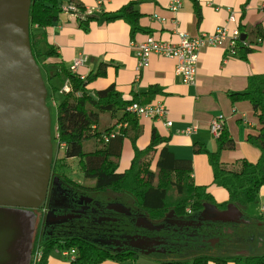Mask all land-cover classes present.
Segmentation results:
<instances>
[{
  "label": "trees",
  "instance_id": "obj_1",
  "mask_svg": "<svg viewBox=\"0 0 264 264\" xmlns=\"http://www.w3.org/2000/svg\"><path fill=\"white\" fill-rule=\"evenodd\" d=\"M136 0H131L115 11L95 14L89 12L80 0H67L61 5L58 0H32L29 7V41L33 57L40 67L47 88V97L56 106V121L54 139L57 154L52 157L51 171L62 177L76 188L108 191L118 196H124L128 202L148 217L159 221L168 208L185 209L192 207L199 210L203 203L211 202L222 207L235 204L241 211L250 202L256 200L261 186L264 185V72L248 77L247 85L242 91L230 92L232 101L246 100L252 107L258 123L257 133L247 135V141L260 151L259 158L249 161L240 159L238 167H228L221 162L219 154L222 150L233 149L235 142L228 134L223 123L216 136V149L207 152L212 168V182L226 189L227 200L216 202L208 185L195 183L191 176L192 160L176 157L165 144L166 137L153 128L149 143L140 148L136 144L140 132L138 116L128 110V106L137 102L146 104L164 90L158 84H151L146 90L134 93L130 98L118 90L113 83L102 88H88L97 77L104 76L106 68L100 63L95 71L84 75L72 73L59 58V49L47 41L46 27L59 20L65 11L75 15L79 26L88 30L91 21L106 22L123 19L129 24L130 33L140 30L138 19L141 15L134 6ZM264 9V7H263ZM240 27H242L240 25ZM254 38L239 39L232 55L246 59L264 37V32L256 28ZM109 113V122L99 128L100 115ZM128 129L133 131L129 137L133 156L127 168L118 170L117 159L121 155L124 139ZM114 133L111 135V132ZM93 140L86 148L85 142ZM200 147L195 145L194 151ZM156 155L155 169L148 167L146 157ZM75 159V160H73ZM75 161L83 175V181H75L68 177L67 161ZM88 181V182H87ZM263 219L264 216H258ZM55 239L45 237L42 231L34 236L31 254L39 245L41 258L36 264H45L51 248L57 243ZM66 246L76 250L74 259H68V264H99L105 259L123 261L130 253H112L87 242L68 239ZM264 264V253H248L246 251L233 253L229 256L197 255L192 259L173 260L160 264ZM31 264V261L30 263Z\"/></svg>",
  "mask_w": 264,
  "mask_h": 264
},
{
  "label": "crops",
  "instance_id": "obj_2",
  "mask_svg": "<svg viewBox=\"0 0 264 264\" xmlns=\"http://www.w3.org/2000/svg\"><path fill=\"white\" fill-rule=\"evenodd\" d=\"M66 1L59 3L64 5ZM80 1L89 12L101 14L115 11L131 0ZM136 1L134 6L141 13L138 19L140 30L132 34L129 24L121 18L109 22L91 21L88 30H83L75 15L63 11L57 22L46 27L47 41L58 47L59 58L67 67L77 57H85L78 67L79 74L86 75L95 71L100 63L105 64V75L93 80L88 85L89 89L113 83L126 98H130L151 84L161 86L164 93L156 95L152 101H162L168 114L164 118L138 116L140 132L137 146L143 148L149 143L154 128L167 138L165 144L176 157L192 160L191 176L195 183L208 185L207 189L215 201L223 202L228 198L226 189L211 183L212 168L207 152L216 149V136L212 134L210 124L214 118L220 119L235 142L233 149L220 152L222 163L236 167L242 158L252 162L259 158V149L247 141L248 134L258 131L252 107L246 100L232 101L229 94L244 90L249 76L264 72V37L246 59L230 54L225 45L201 47L193 83L183 82L175 73V59L154 53L149 57L148 65L137 71L133 44L147 36L178 42L180 32L196 36L212 32L220 25L228 29L237 27L246 38H254L255 32L251 30L256 26L264 32V9L261 7L264 0H182L181 7L176 10L169 8V0ZM167 119L171 120L170 125L166 124ZM187 127L192 128L191 132L183 131ZM132 134L133 131L128 129L117 159L119 171L131 162L133 150L129 137ZM195 145L200 147L198 152L194 151ZM263 207L264 185L256 200L247 204L243 211L253 217L264 216ZM54 245L55 252L51 253L52 247L45 264H68V259L61 254L66 244ZM136 260L135 257L123 261L105 259L99 264H135ZM227 264L235 263L230 261Z\"/></svg>",
  "mask_w": 264,
  "mask_h": 264
},
{
  "label": "water",
  "instance_id": "obj_3",
  "mask_svg": "<svg viewBox=\"0 0 264 264\" xmlns=\"http://www.w3.org/2000/svg\"><path fill=\"white\" fill-rule=\"evenodd\" d=\"M31 2L0 0V264L30 263L35 217L26 208L40 207L51 176V119L47 88L29 41ZM245 36L241 34V39ZM57 180L54 176L53 184L59 186ZM117 205L127 209L122 203ZM242 216L233 203L220 210L214 203L205 202L200 211V220L249 223ZM134 224L159 231L165 223L142 216ZM124 237V242L129 240L135 248L149 244L135 235ZM137 263L160 264L142 256Z\"/></svg>",
  "mask_w": 264,
  "mask_h": 264
},
{
  "label": "flooded vegetation",
  "instance_id": "obj_4",
  "mask_svg": "<svg viewBox=\"0 0 264 264\" xmlns=\"http://www.w3.org/2000/svg\"><path fill=\"white\" fill-rule=\"evenodd\" d=\"M54 176L55 172L51 171L46 196L40 207L26 208L35 217L32 242L34 235L42 231L45 237L55 239L57 243L66 244L68 239L74 238L112 253H130L136 259L142 256L163 263L192 259L197 255L224 256L230 252L236 253L238 240L243 235L264 238V233L253 226V223H258L255 220L257 218H250L244 211L242 217L248 219L249 223L200 220L203 206L199 210L189 206L185 209L171 207L158 218L159 221H153L156 218L145 215L124 196L76 188L62 177H58L57 186L53 184ZM117 203H122L127 209L118 208ZM215 205L220 210L226 208ZM51 212L53 216L46 215ZM61 216L67 218L60 219ZM142 216L154 223H165L164 228L156 231L135 226L136 219ZM47 218L51 223L46 222ZM126 235L141 237L149 244L135 248L129 240L124 242ZM113 239H118L119 243H112Z\"/></svg>",
  "mask_w": 264,
  "mask_h": 264
},
{
  "label": "built area",
  "instance_id": "obj_5",
  "mask_svg": "<svg viewBox=\"0 0 264 264\" xmlns=\"http://www.w3.org/2000/svg\"><path fill=\"white\" fill-rule=\"evenodd\" d=\"M182 5V0H169L168 6L171 10H176ZM264 7V4L261 5ZM241 39V31L234 27L228 29L225 25L217 26L212 32H202L196 36H189L185 32L179 33V41L171 42L168 40L157 39L153 36H147L143 41L133 44L137 63L136 69L146 67L149 63L151 54L175 59L174 71L182 78L185 83H193L196 77L197 62L199 50L203 46L225 45L230 54L234 53L237 41ZM85 57L79 56L75 62L69 66L72 73L78 72V67L83 64ZM83 74L80 77L83 78ZM128 110L135 113L137 116H147L153 118H164L168 114V109L162 101H152L146 104L133 102L128 106ZM166 124L170 125L171 120L167 119ZM222 122L220 119L214 118L210 124V130L214 136L220 132ZM192 128L187 127L183 131L191 132ZM114 131L111 132V135ZM264 209V207H263ZM62 256L67 259H74L76 250L74 247H67L61 250ZM41 258V249L39 245L31 254V264H36Z\"/></svg>",
  "mask_w": 264,
  "mask_h": 264
},
{
  "label": "rangeland",
  "instance_id": "obj_6",
  "mask_svg": "<svg viewBox=\"0 0 264 264\" xmlns=\"http://www.w3.org/2000/svg\"><path fill=\"white\" fill-rule=\"evenodd\" d=\"M59 2H62L64 0H58ZM49 112H50V119H51V125H50V131H51V141H52V147H53V156L57 154V146H56V141L54 139V128H55V121H56V106L54 105V102L52 101V99H48L46 102ZM108 124V113H102L101 114V119L99 121V128L103 129L106 125ZM93 143V140H89L87 142H85L84 146L86 148H88L89 146H91ZM177 157H179L177 155ZM155 158L156 155L154 153H150L147 157L146 160H148V167L151 169H155L154 166V162H155ZM75 160V159H73ZM68 166L66 168V172L69 178L75 180V181H83V175L81 174V172L79 171L76 162L75 161H67ZM239 165V164H238ZM238 167V166H236ZM88 182V181H87ZM244 208V207H243ZM37 211V210H36ZM247 215H249L248 213H246ZM257 215V214H256ZM250 218H252L253 216L249 215ZM258 223L254 224L253 226H255V229H257V231H260L261 233H264V220L263 219H259L257 220ZM37 234V233H36ZM36 234L34 235L36 237ZM55 246L54 245V249L51 253L55 252ZM238 250L236 252L240 253V252H250V253H264V238L262 239L261 237H250L248 238L247 236H241L240 239L238 240L237 246ZM234 252H230L228 254H225L227 256L233 254ZM135 264L137 263V260L135 262Z\"/></svg>",
  "mask_w": 264,
  "mask_h": 264
}]
</instances>
